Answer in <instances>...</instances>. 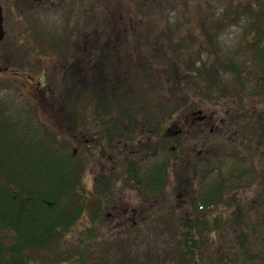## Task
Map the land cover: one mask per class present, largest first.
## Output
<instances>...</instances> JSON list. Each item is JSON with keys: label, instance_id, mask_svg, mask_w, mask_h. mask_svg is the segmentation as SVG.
Masks as SVG:
<instances>
[{"label": "rangeland", "instance_id": "374dc122", "mask_svg": "<svg viewBox=\"0 0 264 264\" xmlns=\"http://www.w3.org/2000/svg\"><path fill=\"white\" fill-rule=\"evenodd\" d=\"M229 2L0 0L6 33L0 42V97L29 108L72 143L85 166V188L102 201L99 218L89 206L58 245L32 264H188L195 239L201 246L195 264H264V204L250 199V191L252 198L258 192L246 190L245 169L237 173L235 164L236 155L245 164L249 150L256 160L261 155L260 142H250L245 125L251 115L260 126L264 72L254 70L248 60L242 66L252 74L244 72L239 95L218 94L214 88L219 78H232L223 62L231 56L235 63L242 61L237 46L249 25L245 9L258 17L264 0H232L231 8ZM259 26L264 37V20ZM257 35L260 31L253 29L250 39ZM257 42L264 49V38ZM53 46L58 50L48 52ZM109 50L111 56L106 55ZM203 64L215 81L203 76L198 85V72L190 67ZM178 67L186 75L182 71L168 81V72ZM103 79L121 89L110 100L115 115L104 109L97 118L94 104L101 99L92 95L100 93L105 101L110 91L97 85L100 80L105 88ZM67 80L70 85L75 80L73 90L80 94L76 99L83 119L75 132L62 114H67L61 97L67 96ZM131 87L132 102L127 103L120 92ZM74 92L68 93L70 103ZM175 106L179 111L172 113ZM199 109L212 120L201 133L200 119L192 113ZM116 118L128 126L125 131L115 129ZM175 125L182 133L175 132ZM164 159L172 162L160 201L146 202L137 190L123 187L116 165L139 160L137 166L146 169ZM212 182L225 185L220 186V203L203 211L198 197ZM207 222L210 230H204ZM0 235L11 241L9 232ZM70 253L75 260L57 263Z\"/></svg>", "mask_w": 264, "mask_h": 264}, {"label": "trees", "instance_id": "16d2710c", "mask_svg": "<svg viewBox=\"0 0 264 264\" xmlns=\"http://www.w3.org/2000/svg\"><path fill=\"white\" fill-rule=\"evenodd\" d=\"M228 6L231 8L232 0ZM252 14L247 8L245 9L249 25L239 37L237 46V48H241V51L237 53V59L242 61L237 60L239 63H235L231 56L232 60L229 59L222 63L224 64L223 69L231 73L232 78L226 81L219 78L220 83L214 87L218 94L227 95L233 91L239 95L244 84V72L246 71L248 75L252 74L248 66H242L244 63L247 65L248 60L252 59V65L260 73L264 72V52L261 51V43L257 42L260 38L263 40L262 32H260V36L255 37L254 41L250 39L253 29L261 31L259 23L264 20V12H261L258 17L253 14L255 18ZM97 46L102 48V44ZM50 48L48 52L58 50V46ZM95 48L96 46H92V49L95 50ZM107 53L106 55L111 56L110 50ZM116 54L118 51L115 50L114 55ZM251 55L256 56L257 60L251 58ZM76 62L74 60L75 66L78 64ZM190 68L198 72V85L203 82L200 80V77L203 76V79L215 81V77H211L212 74L207 72L211 69L206 64L200 67L191 65ZM109 70L106 69V71ZM182 71L181 67H178L177 71H169V78L166 79L170 81L173 75L178 76ZM99 77L105 78L104 75ZM97 85L101 90L109 88L110 91L105 101L100 93L92 95V99L95 97L101 99L99 102L95 101L94 106L96 105L98 109V114L95 116L101 117V111L107 109V113H111L113 117L115 114L109 110L112 109L110 100L118 91L116 88H119V91L121 88L110 79H103L105 88L100 86V80L99 83L97 81ZM85 86L87 89L90 88L88 83ZM74 88H77L75 80L72 85L67 80L64 89L67 96H61L64 100L63 103L66 102L68 105L66 107L67 114L65 112L62 114L68 116V119L73 122L71 127L76 129L73 132L77 131L78 120L83 119V116L79 117L80 110L78 99H76L80 94L75 93ZM70 91L74 92L75 101L73 98L72 103H70L71 100H68ZM133 92L134 88L131 87L125 94L124 92L120 93L123 100L130 103ZM183 102L186 103L187 99H184ZM178 109L175 106L171 112L179 111ZM114 124L117 131H125V128L128 127H124L125 125L123 126V123L119 122L117 118L114 119ZM60 134L57 130L47 127L37 115L35 116V112L31 113L29 108L22 109L6 96L0 97V232H9L12 236L11 241L7 242L6 238L0 235V264L36 263L41 258L43 251L48 252L58 245L74 225L83 218L89 206L95 207V215L99 218L102 201L89 195L90 193L84 186L85 166L72 143ZM158 134L159 131L156 130L155 135ZM166 146L168 147V145ZM175 147L176 154H178L179 149L176 145ZM235 157L238 161L235 163L237 164L236 172L239 173L241 167L245 168V164L240 165L242 161L240 155ZM170 163L171 159H164L161 164L157 163L153 167L150 165L146 169L134 163L125 168L117 166L116 171L123 175V187L135 189L147 199L160 201L168 181ZM232 172L234 174V171ZM220 186L225 185L221 182H212L209 190L207 189L199 197L197 196L199 208L207 211L219 205L220 202L218 204L216 202L220 199V193L223 191ZM105 192L107 193V191ZM208 225L209 222L205 223L204 230H210ZM191 246L189 257L185 260L188 264H195L201 246L196 242V239ZM198 247L199 250L196 252L195 249ZM82 254L76 256L78 260ZM75 259V254L70 253L69 255L65 254L63 260L59 258L56 261L60 263Z\"/></svg>", "mask_w": 264, "mask_h": 264}, {"label": "flooded vegetation", "instance_id": "af4514ba", "mask_svg": "<svg viewBox=\"0 0 264 264\" xmlns=\"http://www.w3.org/2000/svg\"><path fill=\"white\" fill-rule=\"evenodd\" d=\"M262 34H263V28L261 29ZM261 51L264 52V49H262ZM92 53V51H90ZM251 58L253 57L252 55L250 56ZM254 59L257 60V57L254 56ZM252 60V59H251ZM254 70H256V68H254ZM262 78H264V76H262ZM242 90V89H241ZM240 90V91H241ZM260 91L262 92V101L261 103H259L260 108H261V122L259 123L260 126H258L255 123L254 118L250 115L249 119L246 120V125H245V130L248 133L247 135L250 136V142H253V140H255V138L257 139L258 142H260L261 144V155L259 157L258 160H256L255 155L256 153L249 150L246 153V160H245V175H246V190L250 187H254L256 188V191L258 192V198H252V191H250V199L253 202H258L259 205H263L264 204V87H260ZM249 105H254L253 102L249 103ZM258 105V104H256ZM193 115L198 116L197 118L200 119L199 120V127L200 129L198 130V132H202L208 124H210L212 122V120H210V118L207 115H203L202 114V109L199 110H193ZM199 114V115H197ZM233 124H235V121L232 122ZM179 125V124H178ZM181 126V125H180ZM177 128L179 129V131L177 130ZM175 132L178 133H182V130L180 129V127H178L177 125L174 126ZM171 131V130H169ZM234 142H236V139L234 140ZM240 143V142H239ZM176 147L174 146L173 149H175ZM249 148V147H248ZM125 149H123L122 151H124ZM175 151V150H174ZM204 149H201L200 153H203ZM132 153V152H130ZM235 161V159H234ZM139 160L134 161V162H129V164H127V162H123L122 164L119 163L118 166L120 168H125L131 164L134 163H138ZM172 162V160H171ZM236 163V162H235ZM117 167V165L115 166ZM249 192V191H247ZM144 201L146 202H158L159 200L157 199H147V198H143Z\"/></svg>", "mask_w": 264, "mask_h": 264}, {"label": "water", "instance_id": "95a60500", "mask_svg": "<svg viewBox=\"0 0 264 264\" xmlns=\"http://www.w3.org/2000/svg\"><path fill=\"white\" fill-rule=\"evenodd\" d=\"M3 7L0 4V42L5 38Z\"/></svg>", "mask_w": 264, "mask_h": 264}]
</instances>
